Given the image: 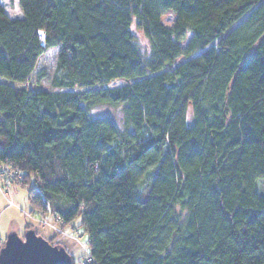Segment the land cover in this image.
Returning a JSON list of instances; mask_svg holds the SVG:
<instances>
[{
  "label": "trees",
  "instance_id": "16d2710c",
  "mask_svg": "<svg viewBox=\"0 0 264 264\" xmlns=\"http://www.w3.org/2000/svg\"><path fill=\"white\" fill-rule=\"evenodd\" d=\"M19 6L0 1V166L33 210L81 219L86 264H264V0Z\"/></svg>",
  "mask_w": 264,
  "mask_h": 264
},
{
  "label": "rangeland",
  "instance_id": "374dc122",
  "mask_svg": "<svg viewBox=\"0 0 264 264\" xmlns=\"http://www.w3.org/2000/svg\"><path fill=\"white\" fill-rule=\"evenodd\" d=\"M7 13L14 19H22L23 13L19 6V0H0ZM175 15L171 12L162 16V23L166 27H172L175 22ZM132 32L136 37L137 43L144 50L149 52L150 43L144 32L139 30L134 23ZM192 34H187L186 40L181 43L183 47L187 45ZM59 48L49 49L38 61L35 72L31 79V88L33 91H48L54 73L57 68ZM45 75L44 78H40ZM120 108H110L103 106L95 111L97 116H111L122 124V112ZM18 180L20 177L17 178ZM12 184L0 176V250L3 248L7 237L15 233L21 239H24L28 230H34L37 235L49 241L53 246H59L66 249L72 257L74 264H86L90 257L88 253V237L84 231L79 228L81 219L74 223L66 225L59 220L53 213L51 216L41 217L34 211L29 202V188H23L20 185ZM9 185V186H8ZM149 186V177L146 176L140 182V193L144 194ZM258 188L264 193V182H259ZM3 193L9 194L14 205H10ZM8 197V196H7ZM46 222L47 224H43Z\"/></svg>",
  "mask_w": 264,
  "mask_h": 264
},
{
  "label": "water",
  "instance_id": "95a60500",
  "mask_svg": "<svg viewBox=\"0 0 264 264\" xmlns=\"http://www.w3.org/2000/svg\"><path fill=\"white\" fill-rule=\"evenodd\" d=\"M0 264H73L72 257L65 248L51 245L28 230L24 239L10 234L0 250Z\"/></svg>",
  "mask_w": 264,
  "mask_h": 264
},
{
  "label": "built area",
  "instance_id": "2783aa9c",
  "mask_svg": "<svg viewBox=\"0 0 264 264\" xmlns=\"http://www.w3.org/2000/svg\"><path fill=\"white\" fill-rule=\"evenodd\" d=\"M15 175H16V173L11 169L10 166H7V165L0 166V176L2 178H4V180L6 179L9 182V185L12 184V181H13ZM3 195L6 198V200L9 202L10 205H14L13 201H11V199H10L9 194L3 193ZM43 224H47V223L44 222Z\"/></svg>",
  "mask_w": 264,
  "mask_h": 264
}]
</instances>
